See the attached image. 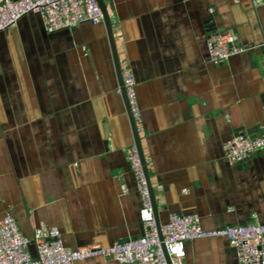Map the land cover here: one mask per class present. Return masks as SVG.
<instances>
[{
	"label": "crops",
	"instance_id": "obj_1",
	"mask_svg": "<svg viewBox=\"0 0 264 264\" xmlns=\"http://www.w3.org/2000/svg\"><path fill=\"white\" fill-rule=\"evenodd\" d=\"M159 223H264V150L229 163L222 143L264 135V0H107ZM241 53L213 62L211 33ZM133 143L104 25L49 33L36 13L0 32V216L31 237L54 226L68 248L141 235ZM34 253V246L29 245ZM77 264H123L85 259ZM183 264H236L223 237L185 243Z\"/></svg>",
	"mask_w": 264,
	"mask_h": 264
},
{
	"label": "built area",
	"instance_id": "obj_2",
	"mask_svg": "<svg viewBox=\"0 0 264 264\" xmlns=\"http://www.w3.org/2000/svg\"><path fill=\"white\" fill-rule=\"evenodd\" d=\"M28 13H36L49 33L70 29L84 22L92 25L103 22L102 11L96 0H0V32L13 26ZM206 50L213 62H222L243 51L242 47L235 44L233 35L217 32L207 36ZM120 68L130 112L137 122L140 109L135 94V80L127 66ZM262 109L264 111V105ZM221 148L223 157L229 163H238L264 150V135L250 137L240 134L223 142ZM126 157L141 199L138 210L141 235L106 246L96 244L68 248L63 244L56 227L40 225L28 237L20 231L14 217L5 212L0 216V264H77L92 258L110 259L123 264H167L165 253L170 264H183L187 241L215 237L225 238L233 247L236 264H264L262 222L204 229L196 214L171 212L157 229L147 177L134 143L127 148ZM30 244L34 246V253L29 250Z\"/></svg>",
	"mask_w": 264,
	"mask_h": 264
},
{
	"label": "water",
	"instance_id": "obj_3",
	"mask_svg": "<svg viewBox=\"0 0 264 264\" xmlns=\"http://www.w3.org/2000/svg\"><path fill=\"white\" fill-rule=\"evenodd\" d=\"M96 1H97L98 5H99L101 11H102V15H103L102 24L104 25L106 36H107L108 43H109V47H110V50H111L112 62H113L114 71H115V77H116V80H117V85H118V88H119V92H120L121 98H122L123 103H124L125 111H126V114H127L128 120H129V125H130V129H131V132H132V137H133V143H134V145H135V147H136V149H137V151H138V153H139V155L141 157L142 164L144 166V171H145V174H146L144 156H143V153H142L140 140H139V136H138V133H137V124L134 121L133 116H132V114L130 112L129 103H128V100L126 98L125 89H124L123 82H122L120 62H119V59L117 57V52H116V49H115V41H114V35H113V30H112V22H111L110 12L108 10V7H107V4H106L105 0H96ZM222 33L225 34L226 31H223ZM146 177H147V184H148V191H149V198H150V201H151L152 212H153V215H154V218H155L156 227L158 229L159 228V220H158V217H157V206H156V203H155V200H154V197H153V192H152V189H151L147 174H146ZM158 235H159V239H161L160 234H158ZM165 257H166V260H167V264H170L168 256H167L166 253H165Z\"/></svg>",
	"mask_w": 264,
	"mask_h": 264
},
{
	"label": "bare ground",
	"instance_id": "obj_4",
	"mask_svg": "<svg viewBox=\"0 0 264 264\" xmlns=\"http://www.w3.org/2000/svg\"><path fill=\"white\" fill-rule=\"evenodd\" d=\"M146 169V168H145ZM146 174H147V169H146ZM148 175V174H147ZM148 179H149V177H148Z\"/></svg>",
	"mask_w": 264,
	"mask_h": 264
},
{
	"label": "rangeland",
	"instance_id": "obj_5",
	"mask_svg": "<svg viewBox=\"0 0 264 264\" xmlns=\"http://www.w3.org/2000/svg\"><path fill=\"white\" fill-rule=\"evenodd\" d=\"M105 1H107V0H105Z\"/></svg>",
	"mask_w": 264,
	"mask_h": 264
},
{
	"label": "flooded vegetation",
	"instance_id": "obj_6",
	"mask_svg": "<svg viewBox=\"0 0 264 264\" xmlns=\"http://www.w3.org/2000/svg\"><path fill=\"white\" fill-rule=\"evenodd\" d=\"M108 7V6H107Z\"/></svg>",
	"mask_w": 264,
	"mask_h": 264
}]
</instances>
